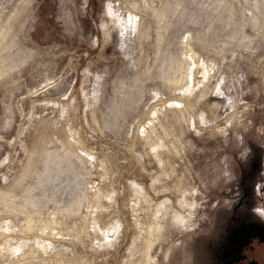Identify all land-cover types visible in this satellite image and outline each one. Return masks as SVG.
<instances>
[{
    "label": "rangeland",
    "instance_id": "rangeland-1",
    "mask_svg": "<svg viewBox=\"0 0 264 264\" xmlns=\"http://www.w3.org/2000/svg\"><path fill=\"white\" fill-rule=\"evenodd\" d=\"M234 211L264 217V0H0V264H212Z\"/></svg>",
    "mask_w": 264,
    "mask_h": 264
},
{
    "label": "flooded vegetation",
    "instance_id": "flooded-vegetation-1",
    "mask_svg": "<svg viewBox=\"0 0 264 264\" xmlns=\"http://www.w3.org/2000/svg\"><path fill=\"white\" fill-rule=\"evenodd\" d=\"M231 216L214 244H207L212 264H264V217Z\"/></svg>",
    "mask_w": 264,
    "mask_h": 264
},
{
    "label": "bare ground",
    "instance_id": "bare-ground-1",
    "mask_svg": "<svg viewBox=\"0 0 264 264\" xmlns=\"http://www.w3.org/2000/svg\"><path fill=\"white\" fill-rule=\"evenodd\" d=\"M189 57H190V60H192V67L190 68V72H192V77L202 78L205 75L204 70L201 68V66H199L196 63V61L192 55H189ZM194 73H197V74L194 75ZM195 88H197V87L189 88V91H192V93H193L194 92L193 89H195ZM189 91L186 90V92L188 94H191ZM160 146H162V145H160ZM160 146H157V147H160ZM155 149H156V147H155ZM161 152L162 151H160V153L156 152V155L159 158V160H162V154L163 153H161ZM69 171H70V169L67 170V172H69ZM138 200L140 203H143V202L146 203L144 195H141ZM96 209H97V212L100 211V202H97ZM141 216H144V215H141ZM150 216H151L150 211L148 210L145 213V216L141 219L144 223H146L150 220ZM27 219H28V227L33 228L32 219L29 217ZM96 225H97V228L99 229L100 233L103 235H106L110 231L108 225H105L104 222H102V220L98 217V215H97ZM151 229L154 230V227H151Z\"/></svg>",
    "mask_w": 264,
    "mask_h": 264
}]
</instances>
